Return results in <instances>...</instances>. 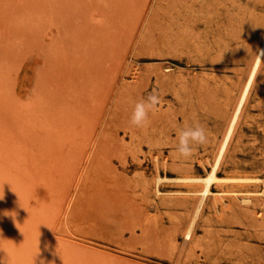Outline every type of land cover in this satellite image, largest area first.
Instances as JSON below:
<instances>
[{
    "label": "rangeland",
    "instance_id": "obj_1",
    "mask_svg": "<svg viewBox=\"0 0 264 264\" xmlns=\"http://www.w3.org/2000/svg\"><path fill=\"white\" fill-rule=\"evenodd\" d=\"M262 19L264 0H0V264H264V217L205 208L184 243L190 202L156 196L150 178L153 153L169 177L203 173ZM261 69L231 173L264 176ZM196 123L207 143L178 158L177 130Z\"/></svg>",
    "mask_w": 264,
    "mask_h": 264
},
{
    "label": "bare ground",
    "instance_id": "obj_2",
    "mask_svg": "<svg viewBox=\"0 0 264 264\" xmlns=\"http://www.w3.org/2000/svg\"><path fill=\"white\" fill-rule=\"evenodd\" d=\"M251 30L254 45L250 61L248 59L247 71L237 82L234 81L238 88L237 95L222 108L221 135L214 143L215 147H213L212 153L210 152L211 155L208 152L207 155L198 159L200 165L203 166V173L196 171L193 167H188L182 173L169 177L165 171L162 173L158 167L159 161L165 163L166 159L163 156L160 157L159 153L152 154L155 169L150 178L154 194L160 197L164 196V198L165 196L179 197L190 202L181 228L184 243H191L194 240L196 229L204 218L205 208H208L215 218H221L226 210L231 209V205L236 203L240 206L238 210L250 209L254 216L264 217V176L241 172L231 173L222 167L227 161L234 141H236L240 124L246 116L250 94L257 84L264 64V19ZM167 68L166 65L160 67L156 74L157 81L163 82L172 78L167 72ZM227 104L230 105V108ZM164 181L177 182L178 185L175 188L161 190L160 183ZM189 248V251H194V245ZM195 264H201L199 259L195 260Z\"/></svg>",
    "mask_w": 264,
    "mask_h": 264
},
{
    "label": "clouds",
    "instance_id": "obj_3",
    "mask_svg": "<svg viewBox=\"0 0 264 264\" xmlns=\"http://www.w3.org/2000/svg\"><path fill=\"white\" fill-rule=\"evenodd\" d=\"M160 103L155 91L146 99H140L134 104L129 123L136 128L144 129L149 126V113ZM208 141L207 131L199 123L181 127L176 132L175 152L178 158L190 159L197 146H203Z\"/></svg>",
    "mask_w": 264,
    "mask_h": 264
}]
</instances>
